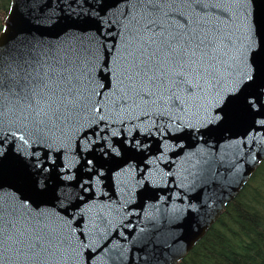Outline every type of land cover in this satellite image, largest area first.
I'll return each instance as SVG.
<instances>
[{
    "label": "water",
    "instance_id": "water-1",
    "mask_svg": "<svg viewBox=\"0 0 264 264\" xmlns=\"http://www.w3.org/2000/svg\"><path fill=\"white\" fill-rule=\"evenodd\" d=\"M263 163L264 0H11L0 264H180Z\"/></svg>",
    "mask_w": 264,
    "mask_h": 264
},
{
    "label": "trees",
    "instance_id": "trees-1",
    "mask_svg": "<svg viewBox=\"0 0 264 264\" xmlns=\"http://www.w3.org/2000/svg\"><path fill=\"white\" fill-rule=\"evenodd\" d=\"M11 0H0V33ZM180 264H264V163Z\"/></svg>",
    "mask_w": 264,
    "mask_h": 264
},
{
    "label": "snow or ice",
    "instance_id": "snow-or-ice-1",
    "mask_svg": "<svg viewBox=\"0 0 264 264\" xmlns=\"http://www.w3.org/2000/svg\"><path fill=\"white\" fill-rule=\"evenodd\" d=\"M97 111H99V109H97Z\"/></svg>",
    "mask_w": 264,
    "mask_h": 264
}]
</instances>
